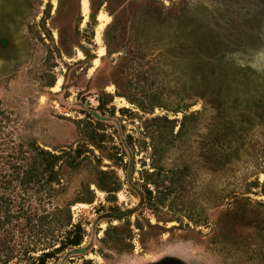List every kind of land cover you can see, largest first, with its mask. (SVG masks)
Returning <instances> with one entry per match:
<instances>
[{"label": "rangeland", "instance_id": "1", "mask_svg": "<svg viewBox=\"0 0 264 264\" xmlns=\"http://www.w3.org/2000/svg\"><path fill=\"white\" fill-rule=\"evenodd\" d=\"M72 226L47 264H264V0H0V245Z\"/></svg>", "mask_w": 264, "mask_h": 264}, {"label": "trees", "instance_id": "2", "mask_svg": "<svg viewBox=\"0 0 264 264\" xmlns=\"http://www.w3.org/2000/svg\"><path fill=\"white\" fill-rule=\"evenodd\" d=\"M114 17V13H112ZM116 18V17H115ZM91 133H95L92 130L89 134H86V137H90ZM94 135V134H93ZM99 136V135H98ZM101 137H103L101 135ZM96 137L91 136L90 139L96 141L95 145H99L101 140H94ZM100 138V136H99ZM32 155V162L33 165L23 174L25 178L28 179L26 183L29 184L31 176L34 173V170H37L38 173L36 177L41 179L45 185L50 184L52 182H56L59 184V175L63 167L72 168L77 166L80 161H83L85 158H81L85 150L82 147H78L75 150L68 149L59 151V154H52L47 152L43 149H33L31 151ZM61 163L58 167V171L55 170L57 164ZM67 213H69V205L66 206ZM70 216L68 218L67 225H70ZM72 229L66 233V237H63L59 242V247L51 252L42 253L38 257H31L29 253L31 252L29 248L26 247H19L18 250L14 247L15 245L12 244L11 246L0 245V264H20L23 261L28 259L30 262L29 264H47V260L53 258V256L63 249L67 247H76L81 243L82 240V232L79 226H72ZM22 246V245H20ZM18 247V246H16Z\"/></svg>", "mask_w": 264, "mask_h": 264}, {"label": "bare ground", "instance_id": "3", "mask_svg": "<svg viewBox=\"0 0 264 264\" xmlns=\"http://www.w3.org/2000/svg\"><path fill=\"white\" fill-rule=\"evenodd\" d=\"M86 3V2H85Z\"/></svg>", "mask_w": 264, "mask_h": 264}]
</instances>
